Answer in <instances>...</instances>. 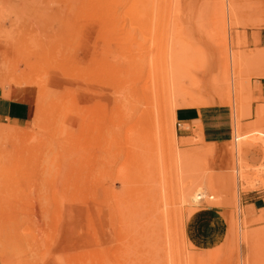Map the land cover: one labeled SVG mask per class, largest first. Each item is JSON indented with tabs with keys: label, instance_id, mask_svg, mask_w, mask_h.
<instances>
[{
	"label": "rangeland",
	"instance_id": "rangeland-1",
	"mask_svg": "<svg viewBox=\"0 0 264 264\" xmlns=\"http://www.w3.org/2000/svg\"><path fill=\"white\" fill-rule=\"evenodd\" d=\"M259 80L264 0H0V89H32L0 121V264H264ZM206 106L229 140L176 128ZM204 207L227 229L196 248Z\"/></svg>",
	"mask_w": 264,
	"mask_h": 264
},
{
	"label": "crops",
	"instance_id": "crops-1",
	"mask_svg": "<svg viewBox=\"0 0 264 264\" xmlns=\"http://www.w3.org/2000/svg\"><path fill=\"white\" fill-rule=\"evenodd\" d=\"M32 89L22 86H9L0 89V121L14 124L25 122L31 114ZM254 94L258 95L256 90ZM259 106L264 107V80H259ZM252 107V106H251ZM223 109L215 106L200 108H177L174 112V124L181 129L182 136L188 137L196 125H200L203 142L226 141L231 138L230 117L226 121ZM264 192L248 190L243 196V205L248 210L263 208ZM227 229L221 211L204 207L193 211L184 218L182 231L186 241L196 248H206L219 244Z\"/></svg>",
	"mask_w": 264,
	"mask_h": 264
},
{
	"label": "bare ground",
	"instance_id": "bare-ground-1",
	"mask_svg": "<svg viewBox=\"0 0 264 264\" xmlns=\"http://www.w3.org/2000/svg\"><path fill=\"white\" fill-rule=\"evenodd\" d=\"M92 81V80H91ZM92 84V83H91ZM243 137V136H242ZM242 137H241V139H242Z\"/></svg>",
	"mask_w": 264,
	"mask_h": 264
}]
</instances>
